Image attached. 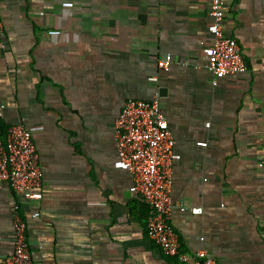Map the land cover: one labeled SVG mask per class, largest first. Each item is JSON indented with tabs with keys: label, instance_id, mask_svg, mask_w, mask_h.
<instances>
[{
	"label": "crops",
	"instance_id": "obj_1",
	"mask_svg": "<svg viewBox=\"0 0 264 264\" xmlns=\"http://www.w3.org/2000/svg\"><path fill=\"white\" fill-rule=\"evenodd\" d=\"M225 7L248 70L213 86L210 0H0L2 120L32 133L43 172L40 201L0 184V258L14 252L17 209L32 264H180L150 239L149 207L115 167L124 104L158 90L179 156L171 199L187 207L172 211L180 251L264 264V0Z\"/></svg>",
	"mask_w": 264,
	"mask_h": 264
},
{
	"label": "built area",
	"instance_id": "obj_2",
	"mask_svg": "<svg viewBox=\"0 0 264 264\" xmlns=\"http://www.w3.org/2000/svg\"><path fill=\"white\" fill-rule=\"evenodd\" d=\"M226 0H210L212 24L209 27L214 37L213 44L204 51L206 67L211 72L212 85L248 70L246 59L237 40L224 35ZM65 3L64 7H72ZM59 31H51L57 35ZM5 28L0 14V50L5 47ZM172 58L167 56L160 62V69L169 70ZM157 82V78H151ZM157 90L153 99L129 100L124 104L116 121V149L118 159L115 167L127 171L132 178L130 191L148 205L150 214L147 230L150 239L161 248L164 255L175 258L180 264H218L206 251L194 256L180 251L179 236L171 225L172 211L179 208L185 212L182 203L173 204L174 163L179 159L175 153V139L169 128ZM5 105L0 102V119ZM264 139V136H263ZM206 147V142H198ZM264 167V147L261 149ZM43 172L40 155L32 133L22 123L9 127L5 143L0 142V184L8 183L11 189L29 200L43 199ZM192 213H202L193 208ZM14 252L0 258V264H32L31 248L27 238V223L15 210ZM36 213L33 217H38ZM2 237L0 235V245Z\"/></svg>",
	"mask_w": 264,
	"mask_h": 264
},
{
	"label": "trees",
	"instance_id": "obj_3",
	"mask_svg": "<svg viewBox=\"0 0 264 264\" xmlns=\"http://www.w3.org/2000/svg\"><path fill=\"white\" fill-rule=\"evenodd\" d=\"M9 127L0 119V142L5 143Z\"/></svg>",
	"mask_w": 264,
	"mask_h": 264
},
{
	"label": "water",
	"instance_id": "obj_4",
	"mask_svg": "<svg viewBox=\"0 0 264 264\" xmlns=\"http://www.w3.org/2000/svg\"><path fill=\"white\" fill-rule=\"evenodd\" d=\"M160 92H162V89H161V91Z\"/></svg>",
	"mask_w": 264,
	"mask_h": 264
}]
</instances>
